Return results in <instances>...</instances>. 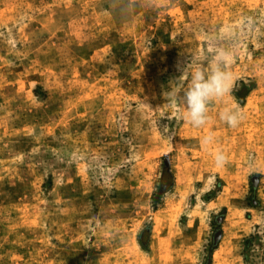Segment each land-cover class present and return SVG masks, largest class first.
<instances>
[{"label":"rangeland","instance_id":"374dc122","mask_svg":"<svg viewBox=\"0 0 264 264\" xmlns=\"http://www.w3.org/2000/svg\"><path fill=\"white\" fill-rule=\"evenodd\" d=\"M0 264H264V0H0Z\"/></svg>","mask_w":264,"mask_h":264},{"label":"clouds","instance_id":"9594fccd","mask_svg":"<svg viewBox=\"0 0 264 264\" xmlns=\"http://www.w3.org/2000/svg\"><path fill=\"white\" fill-rule=\"evenodd\" d=\"M213 67L208 71L204 68H198L193 71H180V78L187 82V87L183 93L176 99L175 103L182 107V118L193 127H202L208 123L210 105L220 101L225 97L231 96L234 89L237 88L238 77L230 69L234 62L233 52L230 49L222 48L213 57ZM247 83V81H245ZM219 118L230 128H236L244 119V114L238 102L231 106H225L219 113ZM213 142L211 134L205 136L201 144L210 145ZM213 155V164L215 167H224L229 161L227 155L220 149H217ZM214 183V177L210 178Z\"/></svg>","mask_w":264,"mask_h":264}]
</instances>
